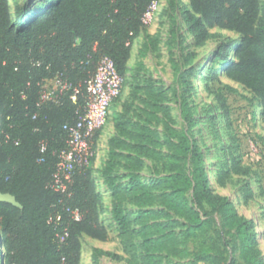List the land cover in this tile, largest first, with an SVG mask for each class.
Instances as JSON below:
<instances>
[{"label":"trees","instance_id":"obj_1","mask_svg":"<svg viewBox=\"0 0 264 264\" xmlns=\"http://www.w3.org/2000/svg\"><path fill=\"white\" fill-rule=\"evenodd\" d=\"M13 1L12 14L8 0H0V193L12 195L20 206L0 201V264H80L82 238H105L94 155L89 165H72L67 179L57 168L58 153L67 141L63 125H73L84 112V81L102 57L111 59L122 77V88L129 90L120 110L112 115L114 133L100 169L123 251L132 256L137 251L133 258L139 264H160L162 251H176V243L213 231L218 215L223 227L235 230L244 262L262 264L252 253L255 235L249 229L253 221L239 217L226 197L211 192L202 152L186 132L165 128L169 173L159 179L157 194L156 183L138 174L143 158L158 153L159 141L149 124L163 108V88L150 74L140 72L141 61L136 67L127 62L146 26L143 17L158 0H42L32 8ZM187 1L188 5L167 0V7L184 6L183 22L195 44L207 41L212 28L240 36L234 47L216 55L222 69L210 70L212 76L221 71L253 94L264 125V0ZM167 17L170 42L178 37L179 25L172 12ZM146 41L156 48V38L147 35ZM172 54L168 44L171 69L179 73ZM190 71L179 78L184 82ZM56 75L78 89L75 102L67 91L57 104L40 103L42 81ZM216 98L225 108L224 98L218 93ZM180 108L189 128L192 113L187 102L182 101ZM41 143L46 145L43 153ZM119 167L122 173L117 172ZM232 171L244 172L236 165ZM56 173L63 191L55 183ZM125 199L136 209L127 210ZM154 200L160 208L152 207ZM185 252L194 261L218 263L214 245L205 239ZM93 255L119 258L100 249H93Z\"/></svg>","mask_w":264,"mask_h":264},{"label":"rangeland","instance_id":"obj_2","mask_svg":"<svg viewBox=\"0 0 264 264\" xmlns=\"http://www.w3.org/2000/svg\"><path fill=\"white\" fill-rule=\"evenodd\" d=\"M182 1L188 5L187 0ZM8 3L13 14L16 4L13 0H8ZM38 4H42V0H17L19 7L28 5L32 8ZM183 9L184 6L179 3L174 9H168L167 0H159L154 16L133 43L130 66L136 67L141 61L143 67L140 72L150 74L163 88V108L157 113V118L149 124L153 137L159 141L156 147L158 153L143 158L144 163L138 174L142 180L156 183L157 194L160 189L159 179L169 173L166 166L168 149L163 143L165 128L169 126L186 132L189 138L192 137L196 141L202 152L211 192L226 197L239 217L253 221V226L249 229L255 235L252 253L264 264V125L261 121V108L253 94L242 85L229 80L220 74L221 71L217 72L218 76H212L210 70L222 69L220 59H216V55L223 52L225 47H234L240 36L231 31L212 28V36L207 41L195 44L183 22ZM169 11L175 15L179 25L178 37L170 42L167 17ZM147 35L157 39L156 48L153 49L150 42L146 41ZM144 43L147 44L146 47ZM168 44L171 45L172 57L179 73L171 69ZM188 70L191 71L185 74L183 82L179 76ZM228 87L234 91L228 90ZM128 92V87L122 88L118 100L111 104L110 108L114 114L116 107L120 110V103L127 98ZM217 93L224 98L225 108L219 106ZM182 101L187 102L192 113L189 128L181 115ZM137 106L141 109L142 103L138 102ZM113 113L110 112L108 122L96 138L93 161V166L95 163L97 167L94 166L96 188L103 202L100 219L106 234L103 240L87 236L82 238L80 264H139L138 260L133 258L137 256V251L133 256L123 251L117 225L111 217L110 191L100 174L107 158L109 139L114 133L113 128H109ZM234 165L244 172L234 173ZM117 172L122 173L121 167ZM125 181L126 179H123V182ZM124 206L129 211L136 209L126 199ZM152 207L160 208L157 200H154ZM216 218L213 231L176 243V251H162L160 264H208L206 261H194L192 256L185 252L197 248L201 239L214 245L213 256L217 258V264H246L240 253L235 230L223 227L220 217L217 215ZM93 249L115 254L119 258L95 257Z\"/></svg>","mask_w":264,"mask_h":264},{"label":"built area","instance_id":"obj_3","mask_svg":"<svg viewBox=\"0 0 264 264\" xmlns=\"http://www.w3.org/2000/svg\"><path fill=\"white\" fill-rule=\"evenodd\" d=\"M159 5L153 1L148 12L143 17L145 25L154 16ZM86 103L84 112L73 125L64 124L67 132L66 147L58 153L57 168L64 178H68L67 171L74 164L89 165L90 158L94 155L93 138L101 131L110 116L111 103L120 95L122 90V77L115 70L114 64L108 57H102L94 73L84 81ZM40 103L51 102L57 104L59 97L64 92L70 91V99L75 102L78 89L59 76L45 79L41 84ZM46 145L41 143L40 152L43 153ZM55 183L63 191L64 185L60 182L57 173Z\"/></svg>","mask_w":264,"mask_h":264},{"label":"water","instance_id":"obj_4","mask_svg":"<svg viewBox=\"0 0 264 264\" xmlns=\"http://www.w3.org/2000/svg\"><path fill=\"white\" fill-rule=\"evenodd\" d=\"M0 201L9 202L12 205L20 206L19 203L15 200V198L8 193H0Z\"/></svg>","mask_w":264,"mask_h":264},{"label":"crops","instance_id":"obj_5","mask_svg":"<svg viewBox=\"0 0 264 264\" xmlns=\"http://www.w3.org/2000/svg\"><path fill=\"white\" fill-rule=\"evenodd\" d=\"M141 32H142V31H141ZM140 34H141V33H140ZM139 36H140V35H139ZM137 38H138V37H137ZM137 38H136V39H137ZM136 39H135V40H136ZM132 50H133V46H132V49H131V54H132ZM130 58H131V56H130ZM130 58H129V60H130ZM129 60H128V62H127V65H128L129 67H131L130 64H129ZM112 103H113V102H112ZM112 103H111V104H112ZM115 111H118V107H116V110H115ZM110 112L113 113V111L111 110V108H110ZM110 123H111V122H110ZM109 128H113V124H110ZM94 166H95V168H97L95 163H94Z\"/></svg>","mask_w":264,"mask_h":264}]
</instances>
